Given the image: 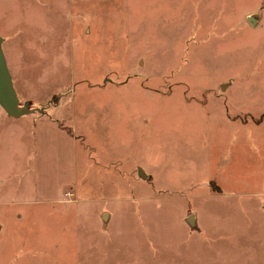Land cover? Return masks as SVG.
Here are the masks:
<instances>
[{
    "label": "rangeland",
    "instance_id": "1",
    "mask_svg": "<svg viewBox=\"0 0 264 264\" xmlns=\"http://www.w3.org/2000/svg\"><path fill=\"white\" fill-rule=\"evenodd\" d=\"M1 19L33 111L0 107V264H264V0H0Z\"/></svg>",
    "mask_w": 264,
    "mask_h": 264
},
{
    "label": "water",
    "instance_id": "2",
    "mask_svg": "<svg viewBox=\"0 0 264 264\" xmlns=\"http://www.w3.org/2000/svg\"><path fill=\"white\" fill-rule=\"evenodd\" d=\"M252 23L253 19L248 18ZM2 39L0 38V107L10 117H21L31 113L26 107H19V101L12 83V78L6 66L1 49Z\"/></svg>",
    "mask_w": 264,
    "mask_h": 264
},
{
    "label": "crops",
    "instance_id": "3",
    "mask_svg": "<svg viewBox=\"0 0 264 264\" xmlns=\"http://www.w3.org/2000/svg\"><path fill=\"white\" fill-rule=\"evenodd\" d=\"M93 4H94V3H93ZM3 20H4V19H1L0 22L3 23ZM18 30H19V29H16L15 31L10 32V30L7 31V28L2 26V34H3V35H7V38H9V39L11 40V42H10V47H11V49H13V50L15 51V58H16V60H17L19 63H22V62H24V61H26V60H29V62H31L32 58L26 56L25 54H23V56L21 55V52H22V51H23V52H25V51L27 52V49H28V43H29V42H28V39L23 40V39L21 38V36H19V37H15L16 32H17ZM88 33H89V34L91 33V32H90V28L88 29ZM0 38L3 40V38H2L1 36H0ZM1 49H2V53H3V56H4L5 62H6V66H7V68H8L9 73H10V70H9V67H8V64H7V60H6L5 54H4V52H3L2 44H1ZM24 50H25V51H24ZM25 67H26V65L24 66V70H25ZM30 68H31V67H30ZM24 73H25V72H24ZM24 73H23V77H25ZM10 76H11V78H12L11 73H10ZM34 111H37V110H34ZM30 114H32V112L29 113V115H30ZM26 115H27V114H26ZM7 116H8V115H7ZM9 117H10V116H9ZM263 195H264V193H263Z\"/></svg>",
    "mask_w": 264,
    "mask_h": 264
},
{
    "label": "built area",
    "instance_id": "4",
    "mask_svg": "<svg viewBox=\"0 0 264 264\" xmlns=\"http://www.w3.org/2000/svg\"><path fill=\"white\" fill-rule=\"evenodd\" d=\"M65 197L66 198H70L71 197V194H65Z\"/></svg>",
    "mask_w": 264,
    "mask_h": 264
}]
</instances>
